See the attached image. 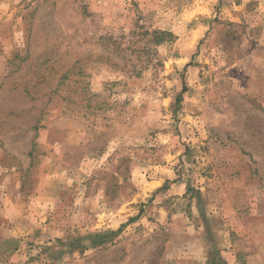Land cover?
I'll return each mask as SVG.
<instances>
[{"label": "rangeland", "instance_id": "obj_1", "mask_svg": "<svg viewBox=\"0 0 264 264\" xmlns=\"http://www.w3.org/2000/svg\"><path fill=\"white\" fill-rule=\"evenodd\" d=\"M0 264H264V0H0Z\"/></svg>", "mask_w": 264, "mask_h": 264}, {"label": "trees", "instance_id": "obj_2", "mask_svg": "<svg viewBox=\"0 0 264 264\" xmlns=\"http://www.w3.org/2000/svg\"><path fill=\"white\" fill-rule=\"evenodd\" d=\"M111 233L115 234V232H111Z\"/></svg>", "mask_w": 264, "mask_h": 264}]
</instances>
